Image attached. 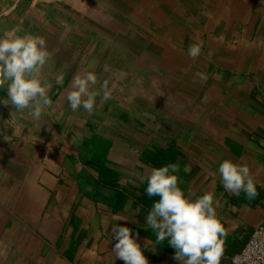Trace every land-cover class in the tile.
Masks as SVG:
<instances>
[{"label": "crops", "instance_id": "obj_1", "mask_svg": "<svg viewBox=\"0 0 264 264\" xmlns=\"http://www.w3.org/2000/svg\"><path fill=\"white\" fill-rule=\"evenodd\" d=\"M12 30L45 38L53 103L38 121L0 105V264H124L112 226L154 240L141 177L166 163L189 198L214 193L233 264L264 223V0H0V35ZM81 70L109 82L92 113L66 100ZM224 159L248 164L254 199L224 190ZM144 254L179 264L163 246Z\"/></svg>", "mask_w": 264, "mask_h": 264}, {"label": "clouds", "instance_id": "obj_2", "mask_svg": "<svg viewBox=\"0 0 264 264\" xmlns=\"http://www.w3.org/2000/svg\"><path fill=\"white\" fill-rule=\"evenodd\" d=\"M200 53L199 43L189 45V57L196 58ZM51 60L52 53L43 36L19 35L16 30L0 35V90L6 93V96L0 95V105H11L14 111L27 110L33 120H40L53 103L49 96L52 84L42 75ZM198 76L202 81L207 80L205 73ZM55 83L63 85V74L56 76ZM97 83L96 72L78 71L66 94L69 108L74 112L83 109L92 113L98 96L110 99L108 80L101 81L98 88ZM179 170L178 163H166L153 167L146 177H141L142 182L146 180L145 194L158 198L146 213L143 223L146 227H142L145 231L151 230L154 240H146L142 248L138 234L125 224L116 223L111 231V239L115 240L111 251L114 259L124 264H149L144 250H155L166 241L174 249L173 259L179 264H220L222 237L226 233L216 213L219 201L212 192L195 198L186 196L179 186ZM217 172L225 191L235 196L243 192L248 200L258 195L247 163L224 159Z\"/></svg>", "mask_w": 264, "mask_h": 264}, {"label": "built area", "instance_id": "obj_3", "mask_svg": "<svg viewBox=\"0 0 264 264\" xmlns=\"http://www.w3.org/2000/svg\"><path fill=\"white\" fill-rule=\"evenodd\" d=\"M233 264H264V223L259 224L243 249L231 257Z\"/></svg>", "mask_w": 264, "mask_h": 264}, {"label": "trees", "instance_id": "obj_4", "mask_svg": "<svg viewBox=\"0 0 264 264\" xmlns=\"http://www.w3.org/2000/svg\"><path fill=\"white\" fill-rule=\"evenodd\" d=\"M157 162H161V161L157 160ZM159 246H163L164 249L167 250V251L174 252V249L171 246H168L166 241L163 244L159 245Z\"/></svg>", "mask_w": 264, "mask_h": 264}]
</instances>
